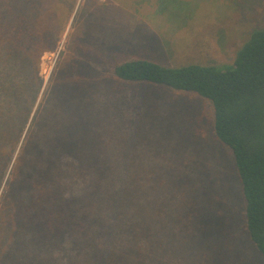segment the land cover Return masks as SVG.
Here are the masks:
<instances>
[{"label": "trees", "instance_id": "obj_1", "mask_svg": "<svg viewBox=\"0 0 264 264\" xmlns=\"http://www.w3.org/2000/svg\"><path fill=\"white\" fill-rule=\"evenodd\" d=\"M75 3L0 0V264H107L118 245L138 250L135 243L147 239L134 226L111 227L120 207L147 201L139 181L149 175L104 164L109 78L191 94L210 108L213 137L232 153L245 232L264 257V24L230 64L132 57L111 64L106 76L99 31L112 16L85 3L33 110L41 57L57 48ZM183 137L198 148L189 129Z\"/></svg>", "mask_w": 264, "mask_h": 264}, {"label": "rangeland", "instance_id": "obj_2", "mask_svg": "<svg viewBox=\"0 0 264 264\" xmlns=\"http://www.w3.org/2000/svg\"><path fill=\"white\" fill-rule=\"evenodd\" d=\"M85 3L90 9L101 4L112 16L109 29L99 31L106 76L111 64L132 57L165 66L230 64L264 24V0H76L57 48L41 57L43 82L33 110ZM107 84L104 164L149 175L139 181L147 201L120 207L111 224L113 232L134 226L147 239L135 243L138 250L118 245L107 264H264L245 232L232 153L213 137L210 108L164 86L110 78ZM187 129L198 148L183 137Z\"/></svg>", "mask_w": 264, "mask_h": 264}]
</instances>
